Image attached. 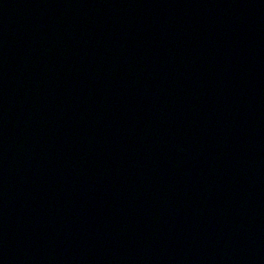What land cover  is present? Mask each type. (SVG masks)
Instances as JSON below:
<instances>
[{
  "label": "water",
  "instance_id": "obj_1",
  "mask_svg": "<svg viewBox=\"0 0 264 264\" xmlns=\"http://www.w3.org/2000/svg\"><path fill=\"white\" fill-rule=\"evenodd\" d=\"M0 264H264V0H0Z\"/></svg>",
  "mask_w": 264,
  "mask_h": 264
}]
</instances>
